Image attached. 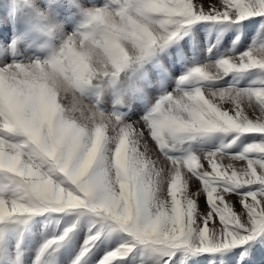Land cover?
I'll list each match as a JSON object with an SVG mask.
<instances>
[{
  "label": "snow or ice",
  "instance_id": "obj_1",
  "mask_svg": "<svg viewBox=\"0 0 264 264\" xmlns=\"http://www.w3.org/2000/svg\"><path fill=\"white\" fill-rule=\"evenodd\" d=\"M0 264H264V0H0Z\"/></svg>",
  "mask_w": 264,
  "mask_h": 264
}]
</instances>
